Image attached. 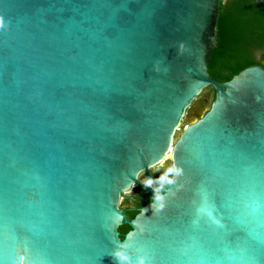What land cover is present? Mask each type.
Instances as JSON below:
<instances>
[{"label":"water","instance_id":"1","mask_svg":"<svg viewBox=\"0 0 264 264\" xmlns=\"http://www.w3.org/2000/svg\"><path fill=\"white\" fill-rule=\"evenodd\" d=\"M219 5L0 0V264H117L116 249L184 264L171 249L192 191L210 177L222 203L241 169L264 170V61L224 83L208 74ZM166 163L183 169L175 185L150 175ZM140 175L175 193L162 212ZM134 186L147 201L128 219ZM254 256L264 264V245Z\"/></svg>","mask_w":264,"mask_h":264},{"label":"clouds","instance_id":"2","mask_svg":"<svg viewBox=\"0 0 264 264\" xmlns=\"http://www.w3.org/2000/svg\"><path fill=\"white\" fill-rule=\"evenodd\" d=\"M185 51V45L179 43L178 54ZM182 176L183 169L172 165L167 169L164 183L175 185ZM212 183L210 177H205L192 191L189 220L184 234L175 239L172 252L184 264H208L212 258L207 242L210 238L220 253L216 257L218 264H256L254 252L264 245V170L254 165L241 169L225 192L222 203L217 202ZM144 184L152 187L150 207L153 214L165 210L175 193L162 185L153 187L151 180ZM139 211L143 214L145 210ZM112 255L117 264H148L144 255H137L133 260L125 249H116Z\"/></svg>","mask_w":264,"mask_h":264},{"label":"trees","instance_id":"3","mask_svg":"<svg viewBox=\"0 0 264 264\" xmlns=\"http://www.w3.org/2000/svg\"><path fill=\"white\" fill-rule=\"evenodd\" d=\"M217 29L216 47L208 64L212 80L227 82L245 68L264 61V0H220ZM204 94L208 95L209 107L214 91L208 87L201 96ZM166 177L167 173H164L158 179L165 181ZM146 201L145 193L134 186L122 197L119 208L132 219ZM127 231L126 225L118 228L121 239Z\"/></svg>","mask_w":264,"mask_h":264},{"label":"rangeland","instance_id":"4","mask_svg":"<svg viewBox=\"0 0 264 264\" xmlns=\"http://www.w3.org/2000/svg\"><path fill=\"white\" fill-rule=\"evenodd\" d=\"M209 98L204 94L199 100L195 101V104L188 110L183 124H187L192 121L196 115H201L208 108ZM156 170V168H154ZM130 193V192H129Z\"/></svg>","mask_w":264,"mask_h":264},{"label":"flooded vegetation","instance_id":"5","mask_svg":"<svg viewBox=\"0 0 264 264\" xmlns=\"http://www.w3.org/2000/svg\"><path fill=\"white\" fill-rule=\"evenodd\" d=\"M194 104H195V102H194ZM193 104V105H194ZM171 165H170V163H166V164H164L163 166H161L160 167V169L158 168V169H152V170H150V175L154 178V179H156V180H158V181H160V182H164V181H162V180H159L158 178L160 177V176H162L164 173H167V169L170 167ZM139 179H140V181L144 184V181H146L147 180V178L144 176V175H140V177H139ZM145 185V184H144ZM147 188H152V187H147Z\"/></svg>","mask_w":264,"mask_h":264}]
</instances>
